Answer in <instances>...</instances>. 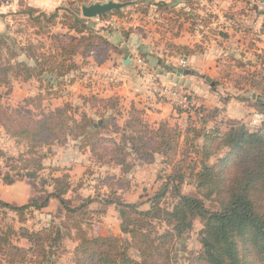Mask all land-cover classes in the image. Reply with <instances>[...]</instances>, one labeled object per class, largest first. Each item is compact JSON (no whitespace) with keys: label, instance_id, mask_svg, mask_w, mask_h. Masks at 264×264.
Wrapping results in <instances>:
<instances>
[{"label":"rangeland","instance_id":"1","mask_svg":"<svg viewBox=\"0 0 264 264\" xmlns=\"http://www.w3.org/2000/svg\"><path fill=\"white\" fill-rule=\"evenodd\" d=\"M106 1L109 0H51L45 11L37 8L33 13L37 15L40 11L51 15L57 11L54 24L13 14V24L3 26V33H0V64L15 66L18 61H24L33 65L34 60L40 58L39 53L55 61L54 37L68 31L61 27V22L72 23L73 12L83 17L82 5ZM112 1L125 2L126 5L94 18L83 17L86 25L107 39L110 46L102 44L101 49L93 50L94 54L92 52L87 57L74 56L77 66L63 77L43 73L38 78L24 79V73L17 78L13 76L14 70H10L7 74L9 85H0V102L8 113L19 110L34 119L42 111L48 112L68 104L76 119L85 114L100 121V106L92 95L105 97L99 92L102 85L120 83V77L125 75L123 57L127 58L130 53L127 45L135 43L139 45L136 58L142 63L134 59L135 66L128 75L138 80L142 77L148 91H151L150 95L144 93L143 102L163 97L166 101L169 99L175 112L179 113L178 117L164 121L168 128L183 130L176 153L162 155L154 152L152 157L147 156L150 161L137 155H127L124 166H129V169L122 170L120 165L107 158L97 160L89 145L72 132L63 143L55 141L37 147L36 153L31 155L28 152L30 143L8 133L0 123V199L11 205L33 200L40 202L53 190V178L64 176L68 187L62 197L70 208H79L69 213L55 197H50L45 207L29 208L23 213L0 205L1 234H7L9 242L27 250L22 259L12 263H8L9 259L0 251V264H76L75 250L82 241V235L86 238L112 235L130 239L121 230L120 203L137 204L139 210H145L149 207V199L162 192L158 205L170 210L179 198L175 185L183 194L202 198L209 210L221 209L220 196L214 193L207 196V190L198 187L196 174L204 165L216 167L228 149L220 140L207 143L205 133L218 128L216 135L220 137L236 123L254 131L248 126L252 115L259 113L264 117L260 107L264 102V91L251 86L264 75V0ZM70 33L76 34L74 31ZM187 51L188 56L203 57L196 62L201 74L193 81L210 89L208 101L196 100L190 89L172 88L159 81L157 69L173 65L169 56L174 55L180 60ZM178 60L176 63L180 62ZM107 61L118 66V70L110 68L113 73L100 70L99 65ZM188 68L185 66V71ZM252 73L260 75L253 76ZM108 97L118 99V105L114 109L108 108L106 113L109 114L103 117L110 120L109 115H115L119 127L132 113V106L140 120L149 127L156 128L162 122L153 123L152 115L143 108H136L131 103L121 107L119 98L114 95ZM214 104L224 108H216ZM114 129L111 120L100 133L118 140L121 131L115 134ZM157 144V141L153 143L154 150ZM108 146L110 144H106V148ZM207 149L211 153L206 156ZM32 157L40 162L41 169L31 161ZM32 170L37 173L33 178L27 175ZM174 173L182 176L173 181L168 177ZM190 220L191 225L169 243L170 264H194V258L202 252L200 231L204 217L194 216ZM147 221L144 230L153 238L170 228L163 216H154ZM56 227H59L61 236L55 245H51L54 243L52 240L42 242L36 238V242L43 245L42 251L41 248L29 250L31 234L45 231L56 234ZM127 253L140 260L133 244L129 245Z\"/></svg>","mask_w":264,"mask_h":264},{"label":"trees","instance_id":"2","mask_svg":"<svg viewBox=\"0 0 264 264\" xmlns=\"http://www.w3.org/2000/svg\"><path fill=\"white\" fill-rule=\"evenodd\" d=\"M35 11H37L36 8L22 5L17 13L27 15L28 18L31 16L32 21L39 22L40 19H44L54 24L57 11L51 15L40 11L37 15H33ZM71 17L72 23H67L65 20L61 22V27L67 28L68 31L64 34L57 33L54 37L57 50L55 61L50 56L45 57L44 54L39 53L40 58L35 59L33 65H28L24 61H18L15 66L0 64V85H9L7 74L12 69L13 76L17 78L22 73H24L22 76L24 79L38 78L43 73H53L56 77H63L77 66L74 56L87 57L92 52L94 54L93 50L101 49L102 44L110 46L107 39L94 33L86 25V19L74 12ZM102 61L99 60V62ZM252 74L260 75V73ZM251 86L264 91V75ZM92 98L97 99L99 103L100 121H95L85 114L81 119H76L69 111L71 106L68 104L57 106L48 112L42 111L34 119L19 110L8 113L0 102V123L8 133L30 143L28 152L31 155L36 153L37 147L41 148L55 141L63 143L72 132L89 145L91 153L97 160L103 161V158H107L108 161L120 165L122 170L129 169V166H124L127 155H137L150 161L151 159L147 156L152 157L154 152L162 155L176 153L179 138L183 133L182 129L168 128V124L164 121L160 122L156 128L149 127L140 120L133 106L132 113L119 127L115 115L110 114V120L103 117L109 114L106 113L108 108L114 109L118 105V99L113 98V100L112 97L96 95H92ZM260 107L264 114V102L260 104ZM111 120L115 126L113 133L118 134V131H121L118 140L100 133ZM202 121L206 123V120L202 119ZM261 128L264 129V121ZM218 131L219 129L215 128L205 133L206 142L220 140L228 151L219 159L216 167L204 165L196 176L198 187L207 190L205 193L207 196L212 193L220 196L221 209L209 210L202 198L183 194L176 185L175 191L179 198L170 210L162 209L158 205L162 192L156 193L149 199V207L145 210H139L137 204L120 203L121 230L128 234L130 239H121L112 235L86 238L82 235V241L75 250L76 264H170L169 243L174 236H180L191 225L190 219L194 216L204 217V225L200 231L202 252L194 258V264H264V134L260 129L250 131L239 123L233 124L220 137L216 135ZM156 141L157 149L159 147L163 149H153V143ZM106 144L110 146L106 148ZM210 153L207 149L204 155L207 156ZM31 159L38 169L42 168L36 157ZM27 175L33 178L37 173L32 170L28 171ZM178 176L182 175L174 173L168 178L175 181ZM53 182L55 183L53 190L48 192L40 202L33 200L22 205H11L0 199V205L9 207L17 213H23L29 208L45 207L49 198L55 197L69 213L77 211L79 208H70L62 197L68 187L64 176L54 177ZM154 216H163L170 228L153 238L144 230V226L147 220ZM76 226L79 225L76 224ZM6 236L7 234L0 232V251L7 256L8 263L22 259L27 250L12 244ZM60 236L59 227H56V234L51 231L31 234L29 240L32 246L29 250L41 248L42 251L43 245L40 242L37 243L36 238L42 242L52 240L54 243L51 245H55ZM130 244H133L137 250L140 260L128 255L127 249Z\"/></svg>","mask_w":264,"mask_h":264},{"label":"crops","instance_id":"3","mask_svg":"<svg viewBox=\"0 0 264 264\" xmlns=\"http://www.w3.org/2000/svg\"><path fill=\"white\" fill-rule=\"evenodd\" d=\"M50 1L51 0H0V33H3V26L7 27L13 24L14 21L12 16L15 13L19 15L17 11L22 5H29L36 9L41 8L43 11H45V7L50 4ZM127 49L130 51L127 56L129 61L128 63H125L127 58L124 57L122 61L123 64H125V75L120 77V83L117 85H114L113 83H106L102 85L101 89L99 90L101 96H116L121 101V107H125L127 104L130 106L129 104L131 103L132 105H135L136 108H143L142 110H146L152 115V119L154 120L153 123H155V121H166L172 119L173 117H178L179 113L175 112L173 106L171 105L172 102H170L169 99L166 101L165 98L160 96L161 100H150V98L149 101L143 102L142 97L144 96V93H146V95H150L152 94L151 91H148L146 83L143 79H141L142 77H139L138 80V78H130L128 75L131 74V71L135 66L134 59H137L136 57L138 56L137 51H139V45L132 43L131 45H127ZM200 59H203V57L200 55H185L180 58V60L174 57V55L169 56V60L173 65L171 67L169 66L168 68L165 67V69H157L159 81L172 88L176 87L180 90L190 89L193 91V95L195 96L194 98H196V100H199L200 102L208 101L210 98L209 96H211L210 89L204 85H197L193 81L194 78L196 80L199 78L198 74H201L200 68L196 67L199 64L196 62H198ZM176 60L180 62L176 63ZM99 66L101 67L100 70L102 71L112 72V70H118V66L114 65V63H110L109 61L104 62ZM185 66H189L187 71H185ZM145 105L149 106L147 107L148 109ZM215 107L224 108L219 107L218 105H215ZM225 111H228V107H225Z\"/></svg>","mask_w":264,"mask_h":264},{"label":"water","instance_id":"4","mask_svg":"<svg viewBox=\"0 0 264 264\" xmlns=\"http://www.w3.org/2000/svg\"><path fill=\"white\" fill-rule=\"evenodd\" d=\"M125 2H116V1H106V2H95L88 5L81 6V15L86 18H94L99 15H104L112 10H119L121 7L125 6ZM129 59L125 60V63H128ZM209 79L208 77H206Z\"/></svg>","mask_w":264,"mask_h":264},{"label":"built area","instance_id":"5","mask_svg":"<svg viewBox=\"0 0 264 264\" xmlns=\"http://www.w3.org/2000/svg\"><path fill=\"white\" fill-rule=\"evenodd\" d=\"M137 61L142 63L141 59H138ZM164 91L166 94L170 95V93L167 90H164ZM170 97L174 98V96H171V95H170ZM263 121H264V117L259 113H255L252 115V117L248 121V126L253 130L260 129L262 131V133L264 134V129L261 128Z\"/></svg>","mask_w":264,"mask_h":264}]
</instances>
